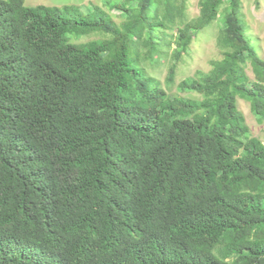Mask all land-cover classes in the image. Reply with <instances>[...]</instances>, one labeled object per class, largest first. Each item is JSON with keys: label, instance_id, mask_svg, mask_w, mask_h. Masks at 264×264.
<instances>
[{"label": "trees", "instance_id": "16d2710c", "mask_svg": "<svg viewBox=\"0 0 264 264\" xmlns=\"http://www.w3.org/2000/svg\"><path fill=\"white\" fill-rule=\"evenodd\" d=\"M24 1L0 0V264H264V143L236 105L264 121V58L240 1L198 0L175 30L173 61L220 15L221 58L177 84L199 99L136 48L158 51L182 2L103 0L116 24Z\"/></svg>", "mask_w": 264, "mask_h": 264}, {"label": "rangeland", "instance_id": "374dc122", "mask_svg": "<svg viewBox=\"0 0 264 264\" xmlns=\"http://www.w3.org/2000/svg\"><path fill=\"white\" fill-rule=\"evenodd\" d=\"M240 17L242 20L243 33L252 40L258 55L264 58V0H239ZM184 4L182 16H175V24L172 28L158 29L152 36L157 42L158 51L150 53V47L141 41L136 44L140 66L146 75L154 77L168 95L199 99L200 95L191 91H184L177 87L178 82L187 77H192L197 71L206 72L210 69L212 60L220 59L223 48L219 42L222 24L218 14L207 27L194 35L188 50L183 53L177 61H173L171 53L174 48L173 37L177 26L184 20L195 16L198 12V0H176L175 4ZM26 6L36 4L61 6L71 4L77 6L82 12H92V5L105 10L106 14L116 23L120 24L124 18L120 11L109 9L103 0H25ZM179 17V18H178ZM147 34H143L145 39ZM107 35L100 32H91L78 38H72L73 42H83L92 39L105 38ZM173 66L174 74L171 82L166 81L169 66ZM248 78H252L250 66L244 69ZM236 105L241 112L245 124L248 126L252 136L264 143V121L258 122L250 111L249 102L238 98Z\"/></svg>", "mask_w": 264, "mask_h": 264}]
</instances>
